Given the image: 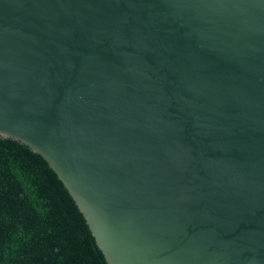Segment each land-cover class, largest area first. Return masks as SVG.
<instances>
[{
  "label": "water",
  "instance_id": "1",
  "mask_svg": "<svg viewBox=\"0 0 264 264\" xmlns=\"http://www.w3.org/2000/svg\"><path fill=\"white\" fill-rule=\"evenodd\" d=\"M0 135L108 264H264V0H0Z\"/></svg>",
  "mask_w": 264,
  "mask_h": 264
},
{
  "label": "trees",
  "instance_id": "2",
  "mask_svg": "<svg viewBox=\"0 0 264 264\" xmlns=\"http://www.w3.org/2000/svg\"><path fill=\"white\" fill-rule=\"evenodd\" d=\"M0 264H108L49 163L0 135Z\"/></svg>",
  "mask_w": 264,
  "mask_h": 264
}]
</instances>
